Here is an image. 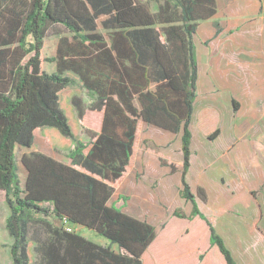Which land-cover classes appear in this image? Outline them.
Here are the masks:
<instances>
[{"label":"trees","instance_id":"1","mask_svg":"<svg viewBox=\"0 0 264 264\" xmlns=\"http://www.w3.org/2000/svg\"><path fill=\"white\" fill-rule=\"evenodd\" d=\"M154 2L157 13L140 0H0V191L10 209L5 228L13 239L11 264H29L28 235L33 224L49 233L47 239L38 240L40 264H142V253L156 236L155 228L110 202L111 183L121 178L132 159L138 120L180 135L179 195L193 207L188 216L179 210L172 215L207 221L211 245L219 248L226 264H237L222 237L198 211L185 178L191 160L190 124L198 67L193 36L197 20L214 13L213 0ZM111 13V27L125 31L115 34L110 51L122 67L125 60L129 62L127 92L117 77L112 84V94L117 96L105 100L101 131L90 143L75 142L68 154L71 164L40 152L21 156L26 170L22 184L16 149H29L36 129L52 127L74 141L58 99L72 80L59 73L48 74L41 66V48L49 28L59 24L72 34L78 45L68 49L79 58L67 64L86 84L89 48L97 47L94 42L100 40L95 19ZM216 29L219 33L217 24ZM109 59L113 68L111 55ZM134 94L140 110L133 105ZM232 107L236 112L233 100ZM218 130L208 138L215 140ZM203 192L200 189L197 194L204 200ZM64 218L116 244L118 250L66 231Z\"/></svg>","mask_w":264,"mask_h":264},{"label":"crops","instance_id":"2","mask_svg":"<svg viewBox=\"0 0 264 264\" xmlns=\"http://www.w3.org/2000/svg\"><path fill=\"white\" fill-rule=\"evenodd\" d=\"M140 1L148 5L149 0ZM213 4L214 13L197 20L196 32L193 36L198 67L190 124L191 160L185 178L194 195L198 211L222 237L234 261L237 264H264V134L254 137L256 138L254 143L261 142L262 145L257 146L260 163L251 165L249 162L255 155L252 153L254 152L252 139L247 137L245 140V135L239 131L237 123H230L231 118H229L234 112L232 100L235 98L232 93L238 92L246 94L249 109L254 114L258 112V102L263 101L264 116V65L262 64L264 63V34L261 27L264 22V0H213ZM149 9L152 13H157L158 5ZM112 16V13L102 14L95 19V32L100 40L97 38L94 42L97 43V47L89 48L86 84L82 81L80 74L71 70L67 64L79 58L68 49L78 44L71 39L72 34L67 30L64 35L58 36L55 57L45 60L49 64L54 62L50 68L51 71L42 67L48 74L59 73L64 76L66 73L72 80V84L58 94L62 109L60 96L66 93L67 110L63 109L62 112L68 120L70 129H73L72 126L75 125L78 130V120L81 123L84 120V124L87 125L85 127L98 134L103 124L105 100L109 97L116 99L117 95L112 94V84L117 77L119 84L122 81V87L127 92L126 74L129 62L125 60L122 67L117 62L116 53L110 51L115 42V34L125 31L111 27ZM242 52L247 54L242 57V60L246 62L245 65L250 69L251 74L247 87L239 89L237 84L239 75L234 74L233 64H236V59L241 60ZM109 55H111L112 63H115L113 68ZM253 56L261 60L255 63L249 62ZM218 58L220 60L217 62ZM73 96L83 98L82 101L87 106L83 119L79 118L80 110L72 101ZM226 101L231 104V113L230 106H226ZM132 102L136 110H140L136 94ZM146 126L158 129L138 120L135 141L137 133ZM215 128H220V134L215 140H210L208 135ZM38 129L34 132V141L29 149L17 148L21 156L40 152L53 157L39 148L37 134H40L39 142L43 148L51 146L53 142L44 136L42 128ZM158 130L167 133V136L172 135L165 130ZM92 141L93 138L87 143ZM240 141L243 142L240 143ZM178 148L180 149V144ZM181 160L182 154L175 161L177 164L173 163L176 169L174 174L180 173ZM66 164L69 163L66 162ZM74 168L88 173L81 167ZM21 170L22 179L25 181L26 170L24 167ZM200 189L204 191V200L197 194ZM254 191H256L255 195ZM182 201L185 206L183 214L188 216L193 207L192 203L183 199ZM6 202L4 192L0 191V264L12 263L9 249L13 239L8 236L5 228V220L10 216V209ZM124 213L136 219L147 220L155 228L156 236L142 253V264H226L219 248L210 243L208 222L200 217L180 219L171 213V216L157 227L149 219ZM161 215L162 213L159 212L158 217Z\"/></svg>","mask_w":264,"mask_h":264},{"label":"rangeland","instance_id":"3","mask_svg":"<svg viewBox=\"0 0 264 264\" xmlns=\"http://www.w3.org/2000/svg\"><path fill=\"white\" fill-rule=\"evenodd\" d=\"M148 6L155 8L156 3L154 0H149ZM262 24L263 26L261 27L264 34V22H262ZM155 28L159 29L160 26H156ZM65 32L66 29L59 24L52 25L49 28L47 37L44 39V46L41 49V57L43 59V63L41 64L43 65V69L49 70L54 64V62L49 64L45 60L55 57V48L58 36L64 35ZM214 55L217 58L216 54ZM246 55L247 54L242 52L240 55L241 60L236 59V64H233L234 74L236 76L237 74L239 75L237 83L239 89L247 87L246 85L249 83L248 80L251 74L250 69L245 65L246 62L242 60V57ZM252 58L253 59L249 62L255 63V61L261 60L256 56H253ZM219 60L220 59L218 58L217 62ZM262 64L264 65V63ZM64 76L68 77L69 75L65 73ZM65 95L66 93H63V95L60 96L62 110L64 109V111L67 110L65 107ZM232 95L235 98L233 101L237 104V111L231 113V104L229 101H226V106H230L229 111L231 115L229 116L228 114L229 118H231L230 123H237L239 131L245 135V140L247 137L252 139V145H254V148H252L254 152L252 151V153L255 155L251 157V162L249 163L251 165H258V163H260V157L258 155L259 148L257 146L259 144L262 145V143L260 141V143H254L256 141V138L254 137L264 134V116L262 110L263 101L258 102V112L254 114V112L249 109V101L245 96L246 94L238 92L232 93ZM82 99L83 98L76 96H73L72 98V101L79 107V118L81 119H83L85 111L87 110V106ZM78 125V130L75 125H73V129H71L74 141L61 136L55 128L41 127L44 136L50 138L53 143H51V146L49 145L43 148L39 142L40 134H37L39 148L50 153L53 156L51 158L56 159L58 162L65 164L68 162L71 164V159L68 155L70 151L69 148H72L76 141L87 143L97 134L95 131H90L85 127L87 125L84 124V120L83 123L78 120ZM216 129L217 128L211 130V132ZM218 129L220 134V128ZM180 142L179 134L167 136V133L147 126L140 130V132L136 135L133 156L130 164L126 168L125 173L122 174L121 178L112 182L114 191L110 202L115 203L118 208L123 210V212L149 219V221H152V223L156 224L157 227H160V225L165 222L166 218L171 216L173 210H179L183 213L185 206L183 205V201L179 195V191L181 189L179 179L180 173L177 172L174 174L176 169H174V171L170 169V166H173V163L174 165L175 163L177 164L175 161L181 155L180 149L178 148V145L181 144ZM241 142L243 141H240V143ZM20 156V150L17 149V173L19 174V178L23 184L21 174L23 165L20 162ZM74 167L79 168V166ZM255 193L256 191H254V195ZM41 206L47 207L45 204H42ZM159 212L162 213L160 217H158ZM35 217L42 218L40 214H36ZM47 220L51 222V218H48ZM76 232L80 233L88 240L101 244V246H110L112 250H118L116 244H111L109 241L102 238V236L89 231L86 228L77 227ZM48 235L49 233L46 231V228L40 224L31 225L30 234L28 235L29 242L27 250L29 264H40L39 254L36 251V247H38V240H45Z\"/></svg>","mask_w":264,"mask_h":264},{"label":"built area","instance_id":"4","mask_svg":"<svg viewBox=\"0 0 264 264\" xmlns=\"http://www.w3.org/2000/svg\"><path fill=\"white\" fill-rule=\"evenodd\" d=\"M62 225L63 228L70 233L75 232L77 228L76 226H72L65 218L62 220Z\"/></svg>","mask_w":264,"mask_h":264}]
</instances>
